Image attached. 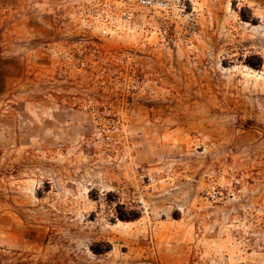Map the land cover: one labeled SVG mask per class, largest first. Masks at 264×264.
I'll list each match as a JSON object with an SVG mask.
<instances>
[{"label": "rangeland", "instance_id": "1", "mask_svg": "<svg viewBox=\"0 0 264 264\" xmlns=\"http://www.w3.org/2000/svg\"><path fill=\"white\" fill-rule=\"evenodd\" d=\"M137 1L0 0V264H264V0Z\"/></svg>", "mask_w": 264, "mask_h": 264}, {"label": "trees", "instance_id": "2", "mask_svg": "<svg viewBox=\"0 0 264 264\" xmlns=\"http://www.w3.org/2000/svg\"><path fill=\"white\" fill-rule=\"evenodd\" d=\"M124 205H117V215L114 220H119L121 222H132L139 218V215H135V211L127 209L126 214L123 213ZM105 246V251L108 252L110 250V244L108 243H102ZM94 253H99L100 251H97L96 249H93Z\"/></svg>", "mask_w": 264, "mask_h": 264}, {"label": "built area", "instance_id": "3", "mask_svg": "<svg viewBox=\"0 0 264 264\" xmlns=\"http://www.w3.org/2000/svg\"><path fill=\"white\" fill-rule=\"evenodd\" d=\"M138 5L144 8H160L163 5V2L160 0H138ZM128 18L132 17L130 11L126 12Z\"/></svg>", "mask_w": 264, "mask_h": 264}]
</instances>
